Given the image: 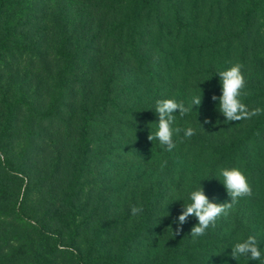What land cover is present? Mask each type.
Here are the masks:
<instances>
[{
    "label": "trees",
    "instance_id": "16d2710c",
    "mask_svg": "<svg viewBox=\"0 0 264 264\" xmlns=\"http://www.w3.org/2000/svg\"><path fill=\"white\" fill-rule=\"evenodd\" d=\"M24 25L38 28L36 51L19 41ZM47 38L57 64L47 109L28 111L23 128L62 110L67 119L56 130L72 129L81 114L83 130L63 151L71 165L62 163L49 137L40 140L39 157L53 155L41 183L32 181L26 161L36 151L32 140L17 167L0 160V223L9 228L0 233V264H264V0H0L1 150L17 134L23 106L39 100ZM16 52L35 62H9ZM236 63L246 82L241 102L262 111L228 122L211 97L221 95L218 72ZM22 64L29 69L21 74L28 90L15 97L12 88L4 90L11 81L1 80ZM29 71L39 85L29 81ZM200 89L199 108L177 113L173 125L192 127L193 136H174L171 151L147 139L157 131V101L187 104ZM90 125L93 133L102 131L101 139L90 138ZM223 168L239 169L252 195L238 198L205 235H189L194 216L174 235L173 220L199 185L209 202L230 201ZM60 175L58 200L41 215L31 194L41 197ZM133 206L142 211L134 216ZM250 235L261 260L232 259L231 248Z\"/></svg>",
    "mask_w": 264,
    "mask_h": 264
},
{
    "label": "clouds",
    "instance_id": "9594fccd",
    "mask_svg": "<svg viewBox=\"0 0 264 264\" xmlns=\"http://www.w3.org/2000/svg\"><path fill=\"white\" fill-rule=\"evenodd\" d=\"M243 65L236 63L224 71L218 72V77L221 85V95L219 97L213 95L211 99L218 101L219 112L225 118V121L235 122L242 119H250L252 116L260 114V108L248 110L247 106L241 102L240 97L245 93L242 91L245 88L246 82L242 74ZM201 90V89H200ZM202 103V90L199 95L191 98L189 103L184 101H176L174 99H166L157 101L155 114L157 116V131L154 135H148L147 139L153 141L158 140L161 146H166V150L171 151L176 144L173 137L179 136L183 132V138H189L195 134L192 127L180 128L173 127L176 119V114L184 116L191 112L194 108L198 109ZM204 124L210 123L205 118ZM200 127L203 129L201 123ZM219 176L222 178V184L225 187L229 202L216 204L209 202L204 195L202 187L190 194L191 203L184 207L180 214L173 220L176 225L175 230H172L174 235H179L182 231V225L187 221V218L194 216L197 219V224L190 230L189 235L194 239L205 235L209 226H214L218 217L227 216L228 211L237 203L238 198L250 197L252 189L249 186L244 174L237 168H223L219 171ZM132 214L135 216L142 209L133 206ZM169 214V213H168ZM232 259L237 260L240 257L247 258L250 261L261 260L262 252L259 248L257 238L248 236L242 242L236 243L230 252Z\"/></svg>",
    "mask_w": 264,
    "mask_h": 264
},
{
    "label": "rangeland",
    "instance_id": "374dc122",
    "mask_svg": "<svg viewBox=\"0 0 264 264\" xmlns=\"http://www.w3.org/2000/svg\"><path fill=\"white\" fill-rule=\"evenodd\" d=\"M252 2H255V0H252ZM251 5V3H250ZM237 10V14H239L241 11L239 9ZM245 11V10H243ZM234 15V16H236ZM25 26V25H24ZM39 27H45L44 25H40ZM46 28V27H45ZM20 33H25L26 35H20V39L19 41L22 42V44L24 46H26L31 52L36 51L34 48V33L37 32L38 28L36 29H32L30 26H25L22 27L20 30L17 29ZM49 32V31H48ZM232 32H236L235 30ZM29 35V36H28ZM27 36V37H26ZM45 45H46V53L49 54V57L46 59L47 64H45V67H40L39 68L41 70V75H39L41 77V82L39 84H41L40 87H42V91H40L39 93V100H37V98L35 100H31L29 101L30 106H23L24 111H22V115L20 118V123H16V125L13 126V129L17 132L16 135H14V139H12V141L9 143V145H5V149L1 150L0 149V160L1 162H4V164L8 161L9 163L13 164L14 167H17L19 159L21 154L24 152V149L27 145V142L32 140V143L34 144L36 151L34 152V156L31 157V160H28V157L26 159L27 163L30 164L31 167L34 168V173H33V177H31L33 180L32 181H38L39 183H41L43 181V179H45V177L47 176V174L51 171L52 165H51V160L49 159V156H53L52 154H47V155H43L40 156L38 155V151L37 148H39L41 145H39L40 140H43L44 137H49L50 138V143L49 146H52L53 148L57 149L60 148L61 150V157L63 158V164L65 165H71L70 163L67 164L69 161L66 159V157H69L70 154L68 155L67 152H63L67 147L71 146L72 142L77 141L78 142V137L81 134V130H83V126L80 124V118L82 116L78 115V117L76 118V123L75 125L72 127V129H58L60 130V132L56 133L57 129V125L59 124V119H67L66 116L62 115V110L59 111V113H57V115L50 121H40L37 125L30 124L28 123L27 128L24 127V119H27L28 117V111H32L33 113H35L36 115H40L43 114L46 109H47V103H48V99L47 96H49L48 92L50 90V86L53 84V75L52 72L54 70H56V59H55V55L53 54V42L51 38H47L45 41ZM28 53H22L19 54L18 52H16V55L11 59H8L9 62L11 63H19L21 62L22 59L27 58L31 64L33 65V63L35 62V60L33 59V55L32 57H28L29 55H27ZM13 59V60H12ZM60 67L63 66V64L59 65ZM45 68V69H44ZM29 70L27 68V66L22 64V67L20 68H16V72L14 73L12 71L11 75H7L5 77H3L2 81V85H4V82H8L11 81V85L7 86L4 90H7L8 88H12V92L14 94L15 97L19 96L20 94H24L27 92L28 89L23 88V80H22V76L21 75L23 73L24 70ZM5 70L2 69V67L0 68V76L4 73ZM38 72V70L36 71ZM29 75V81L31 83L34 84V86H37L39 84H37V81L34 80V72L29 71L28 72ZM1 79V77H0ZM17 89H22L23 91H19ZM46 90V91H45ZM19 94V95H18ZM27 94V93H26ZM62 109V108H61ZM62 115V117H61ZM66 115V114H65ZM96 123L98 122V119L95 120ZM23 122V124H22ZM6 126V120H5V115L3 112H0V132L1 130H3ZM91 133L90 138L93 139L95 137L94 134H96L97 136L100 137L101 139V135H102V131L100 133H93L92 130L94 129L91 125L88 127ZM55 130V131H54ZM38 135V136H36ZM36 136V138H35ZM76 142V143H77ZM74 143V144H76ZM103 143L102 141H100L99 147H101L103 149ZM44 158V159H41ZM64 175V174H63ZM64 177V176H63ZM63 177L62 175H60L59 177H57L55 180H51L50 182V187L48 190L46 191H42L41 197H38L36 193L31 194V198L33 201H37V204L35 205L36 209L38 208V211L41 215H43L46 211V207H43L44 205H49L51 203H54L55 201L57 202L58 200V194L60 193V183L61 181H63ZM62 178V180L60 179ZM59 179L61 180L59 182ZM26 181V180H25ZM57 183H56V182ZM42 196L44 200H46V202L44 204H42ZM1 225V229H0V233H2L4 230H9L5 229L6 227L0 223Z\"/></svg>",
    "mask_w": 264,
    "mask_h": 264
}]
</instances>
